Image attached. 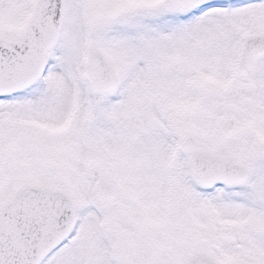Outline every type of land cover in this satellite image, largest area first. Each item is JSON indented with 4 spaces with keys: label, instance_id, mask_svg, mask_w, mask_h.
<instances>
[{
    "label": "snow or ice",
    "instance_id": "obj_1",
    "mask_svg": "<svg viewBox=\"0 0 264 264\" xmlns=\"http://www.w3.org/2000/svg\"><path fill=\"white\" fill-rule=\"evenodd\" d=\"M0 264H264V0H0Z\"/></svg>",
    "mask_w": 264,
    "mask_h": 264
}]
</instances>
